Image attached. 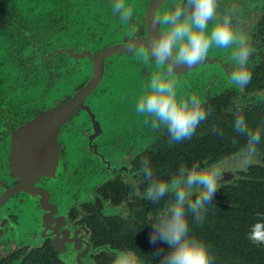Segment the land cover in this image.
Masks as SVG:
<instances>
[{
	"label": "flooded vegetation",
	"instance_id": "flooded-vegetation-1",
	"mask_svg": "<svg viewBox=\"0 0 264 264\" xmlns=\"http://www.w3.org/2000/svg\"><path fill=\"white\" fill-rule=\"evenodd\" d=\"M110 2L0 0V264H73L81 247L95 264H110L124 248L136 250L141 264H158L167 245L150 242V224L172 194L158 202L145 198L141 161L147 158L163 180L182 165L221 163L240 154L221 136L223 123L234 129L237 103L245 120L264 107V0H218L221 13L238 6L235 23L253 48L247 86L230 79L231 47L211 48L197 65L171 69L178 93L203 97L210 110L180 142L145 126L127 105L157 71L137 58L139 45H150L164 27L156 17L181 0H124L132 12L127 22ZM119 68L120 84L132 80L134 91L110 87ZM256 154L263 164L261 145ZM241 173L225 174L210 203L220 205V191L236 185ZM212 208L202 222L188 212L191 234L208 243L213 264H237L216 259L218 249L235 245L213 243L221 221Z\"/></svg>",
	"mask_w": 264,
	"mask_h": 264
},
{
	"label": "clouds",
	"instance_id": "clouds-1",
	"mask_svg": "<svg viewBox=\"0 0 264 264\" xmlns=\"http://www.w3.org/2000/svg\"><path fill=\"white\" fill-rule=\"evenodd\" d=\"M110 8L122 21L127 22L132 16L124 0H111ZM218 9V0H181L156 17V21L164 25L163 30L151 39L150 45L140 44L135 53L145 63L153 62L157 71L135 99L134 111L144 117V125L153 131H166L170 141L190 139L210 111L203 97L178 93V80L171 73L177 63L191 68L203 61L211 48L231 47L234 65L231 81L243 88L251 80L248 65L253 48L242 28L235 23L239 8L233 4L222 13ZM131 32L135 37L136 28L132 27ZM131 43L136 44L135 38ZM165 68L166 71L160 70ZM240 107L237 103L233 128L246 137L239 159L248 163L257 151L262 132L260 128L249 129ZM141 164L139 171L147 181L146 199L158 202L166 194H172L167 206L150 224V242L167 245L158 264H213L208 243L191 234L187 214L190 212L195 222H202L207 209L214 207L210 202L219 188L220 164L201 167L196 162L190 168L182 165L169 180L156 178L147 158ZM248 238L254 243H264V218L250 226ZM81 264H95V261L86 258ZM110 264H141V260L136 250L124 248L114 251Z\"/></svg>",
	"mask_w": 264,
	"mask_h": 264
},
{
	"label": "trees",
	"instance_id": "trees-1",
	"mask_svg": "<svg viewBox=\"0 0 264 264\" xmlns=\"http://www.w3.org/2000/svg\"><path fill=\"white\" fill-rule=\"evenodd\" d=\"M246 122L251 130L261 129V142L258 145L264 148V107L262 110H254ZM221 128L223 144L228 143V146H231L232 142L235 143L236 147L231 149L232 152H237L245 146L246 137L231 129L232 126L228 122L223 123ZM227 133L231 135L227 137ZM221 150H224L223 146ZM229 153H222L219 159ZM219 196L223 200L220 205L213 202L212 212L220 213L221 223L217 227L221 228V231L216 232L217 242L213 243L222 246L232 244L235 247L232 250L224 247L218 249L221 257L216 259L236 261L237 264H264V243H254L248 238L250 226L257 219L264 218V163L242 172L237 184L224 186Z\"/></svg>",
	"mask_w": 264,
	"mask_h": 264
},
{
	"label": "rangeland",
	"instance_id": "rangeland-1",
	"mask_svg": "<svg viewBox=\"0 0 264 264\" xmlns=\"http://www.w3.org/2000/svg\"><path fill=\"white\" fill-rule=\"evenodd\" d=\"M122 74V69H118L116 77H117V81L113 82L110 87H112L113 85H119L121 83V75ZM127 75L129 77V79H133L135 78L134 73L131 72V70L129 69L127 71ZM124 87H128L131 91H134V87H135V83L130 80V82L128 83V85L126 84H120ZM133 93V92H132ZM128 107L130 108V110L132 111L133 107H134V103L135 100L134 99H130L128 100ZM239 155L230 157L226 160H224L223 162L219 163L221 166V170H222V176L219 178L218 184L220 186V183L222 182V180H224L223 176L225 174H232L234 177H236L237 175H239L240 172H244L247 171L249 169V167L253 166V165H260L261 161H262V154L258 155V154H254L253 157L251 158L250 162L248 163H243L240 159H239ZM83 247L80 248V250ZM77 252H75L76 254ZM75 254L73 256V258L75 257Z\"/></svg>",
	"mask_w": 264,
	"mask_h": 264
},
{
	"label": "water",
	"instance_id": "water-1",
	"mask_svg": "<svg viewBox=\"0 0 264 264\" xmlns=\"http://www.w3.org/2000/svg\"><path fill=\"white\" fill-rule=\"evenodd\" d=\"M74 102L76 101H73L70 104H68L67 105L68 107L66 106L67 109H70L73 106ZM86 258L90 259L88 251H81L80 249H78L77 253L75 254V257L73 258V262H74L73 264H81L82 259H86Z\"/></svg>",
	"mask_w": 264,
	"mask_h": 264
}]
</instances>
